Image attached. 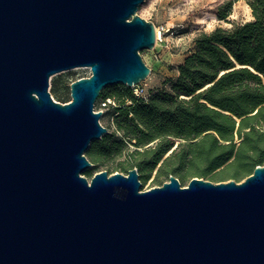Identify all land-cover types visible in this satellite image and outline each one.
Segmentation results:
<instances>
[{
    "label": "water",
    "instance_id": "95a60500",
    "mask_svg": "<svg viewBox=\"0 0 264 264\" xmlns=\"http://www.w3.org/2000/svg\"><path fill=\"white\" fill-rule=\"evenodd\" d=\"M144 0H0V264H264V165L243 180L81 174L102 90L145 80ZM88 67L53 100L52 74Z\"/></svg>",
    "mask_w": 264,
    "mask_h": 264
},
{
    "label": "trees",
    "instance_id": "16d2710c",
    "mask_svg": "<svg viewBox=\"0 0 264 264\" xmlns=\"http://www.w3.org/2000/svg\"><path fill=\"white\" fill-rule=\"evenodd\" d=\"M235 1H223L216 8L217 17L226 18ZM245 1L253 18L230 28L217 26L199 33L194 50L177 66L178 74L170 80L169 89L142 100L130 88L129 105L116 103L114 96L101 92L100 99L114 100V105L108 106L121 118L117 128L123 138L89 150L109 155L120 151L125 140L142 147L158 139L152 148L130 152L148 155L136 163L138 168L145 163L155 167L173 146L174 138H182L189 140L191 163L199 168L204 163L200 176L209 168L222 166L233 155L245 166L250 160L259 164L264 157V131L259 132L253 123L264 125V0ZM235 131L242 137L236 151ZM106 137L105 134L100 142ZM185 154L188 153L179 151L177 160L181 161ZM165 160L160 167L165 166Z\"/></svg>",
    "mask_w": 264,
    "mask_h": 264
},
{
    "label": "rangeland",
    "instance_id": "374dc122",
    "mask_svg": "<svg viewBox=\"0 0 264 264\" xmlns=\"http://www.w3.org/2000/svg\"><path fill=\"white\" fill-rule=\"evenodd\" d=\"M225 0H144L137 9V14L146 20L153 22L155 30L159 31V38L156 37L155 46L153 48H145L139 51L145 63L151 69L148 77L141 81L147 90L148 95L161 90L170 88V80L177 71V66L183 61L185 56L190 54L195 47L194 39L201 32H209L215 27L230 28L235 24L251 20V10L245 0H236L224 19H219L216 15V8ZM90 75L88 67H74L69 70L54 73L49 78L48 91L55 101H69L70 83L77 78ZM130 87L124 84L108 85L102 90L103 95L115 97V102L129 105L131 103ZM100 97L95 102V110L102 111L99 118L100 123L107 128V137L101 143L100 139L93 140L89 147H102L111 144L117 139L123 138L121 130L117 128V121L121 120L117 117V112L113 107H101ZM114 105V104H113ZM237 119L236 125H238ZM253 123V122H251ZM259 132L264 131V125L254 122ZM104 134V135H105ZM102 135V137L104 136ZM101 137V138H102ZM158 139L146 144L142 147H135L132 142L124 141V145L120 151L109 155L98 153L97 150L86 149L85 156L91 162V166L81 172L88 181L94 173L105 170L109 174L113 172L127 173L130 168H138L136 163L147 158V154H132L133 149L143 151L155 146ZM189 140L182 138H174L173 146L164 154L159 164L152 167L143 164L137 169L138 177L141 182L140 190H146L154 186L160 185L168 180L169 174L178 178L181 186H186L193 176L202 177L212 182L227 181L233 179L237 182L249 174L254 161L250 160L245 166L242 162H236L234 155L230 157L222 166L205 170L200 176V169L203 164L197 166L191 163L189 155ZM242 137L235 131L233 143H235V151L238 149ZM94 143V144H93ZM180 143V144H179ZM227 143V141H220ZM179 146L177 147V145ZM181 150L188 153L185 154L181 161L177 160V153ZM218 150H221L219 148ZM251 151L247 153L250 155ZM235 153V152H234ZM169 160H165L167 157ZM165 160L164 167H160ZM264 165V157L259 161Z\"/></svg>",
    "mask_w": 264,
    "mask_h": 264
},
{
    "label": "built area",
    "instance_id": "2783aa9c",
    "mask_svg": "<svg viewBox=\"0 0 264 264\" xmlns=\"http://www.w3.org/2000/svg\"><path fill=\"white\" fill-rule=\"evenodd\" d=\"M130 88H131V91L135 97L140 98L142 100H147L148 93L144 87L143 82L131 85ZM109 104H114V100L112 97H106V98L102 99V101H101V107L102 108L107 107Z\"/></svg>",
    "mask_w": 264,
    "mask_h": 264
},
{
    "label": "bare ground",
    "instance_id": "6f19581e",
    "mask_svg": "<svg viewBox=\"0 0 264 264\" xmlns=\"http://www.w3.org/2000/svg\"><path fill=\"white\" fill-rule=\"evenodd\" d=\"M156 37L159 38V31L156 29Z\"/></svg>",
    "mask_w": 264,
    "mask_h": 264
},
{
    "label": "crops",
    "instance_id": "0c3cea01",
    "mask_svg": "<svg viewBox=\"0 0 264 264\" xmlns=\"http://www.w3.org/2000/svg\"><path fill=\"white\" fill-rule=\"evenodd\" d=\"M177 74H178V71H176V73L173 75L174 77H172V79L175 78L177 76Z\"/></svg>",
    "mask_w": 264,
    "mask_h": 264
}]
</instances>
